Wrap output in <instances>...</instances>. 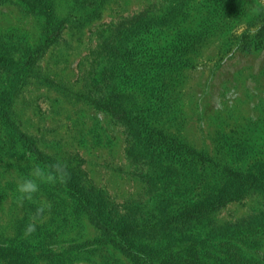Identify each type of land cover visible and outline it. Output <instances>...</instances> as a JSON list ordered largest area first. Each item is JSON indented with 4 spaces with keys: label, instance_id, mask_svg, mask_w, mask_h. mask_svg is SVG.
I'll return each instance as SVG.
<instances>
[{
    "label": "rangeland",
    "instance_id": "374dc122",
    "mask_svg": "<svg viewBox=\"0 0 264 264\" xmlns=\"http://www.w3.org/2000/svg\"><path fill=\"white\" fill-rule=\"evenodd\" d=\"M163 260L264 264V5L0 0V264Z\"/></svg>",
    "mask_w": 264,
    "mask_h": 264
},
{
    "label": "clouds",
    "instance_id": "9594fccd",
    "mask_svg": "<svg viewBox=\"0 0 264 264\" xmlns=\"http://www.w3.org/2000/svg\"><path fill=\"white\" fill-rule=\"evenodd\" d=\"M261 5H264V0H260ZM258 6L254 11H259ZM68 177L67 164L64 160L57 158L52 163H41L36 161L31 164L30 171L21 178V181L16 184L17 200L20 203L24 201H33L34 195L40 191L42 185L54 186L58 183H65ZM51 208L48 202L38 203L35 209V219H38ZM37 231L35 222H28L23 229L25 236Z\"/></svg>",
    "mask_w": 264,
    "mask_h": 264
},
{
    "label": "trees",
    "instance_id": "16d2710c",
    "mask_svg": "<svg viewBox=\"0 0 264 264\" xmlns=\"http://www.w3.org/2000/svg\"><path fill=\"white\" fill-rule=\"evenodd\" d=\"M110 111L111 112H113L114 113V115L116 116V117H118V118H124V119H128L129 118V116L126 114V112L125 111H121V110H118L117 108H113V109H110ZM127 123H129V122H127ZM151 140H153L152 142V148H153V152H156V151H158V152H162V151H164V147L166 146L159 138H155V137H152V139ZM168 145V144H167ZM168 147V146H167ZM168 149H170V147H168ZM38 153V156L41 158L42 156H41V154H39V152H37ZM162 264H168V263H166V261L165 260H163L162 262H161ZM187 264H190V263H187ZM191 264H193V263H191Z\"/></svg>",
    "mask_w": 264,
    "mask_h": 264
}]
</instances>
